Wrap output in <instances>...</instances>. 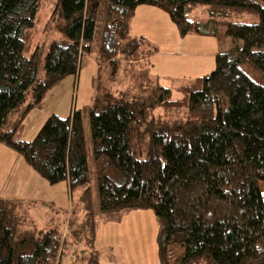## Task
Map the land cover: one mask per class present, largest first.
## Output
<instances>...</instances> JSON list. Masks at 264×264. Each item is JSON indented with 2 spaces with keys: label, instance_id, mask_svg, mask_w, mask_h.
<instances>
[{
  "label": "trees",
  "instance_id": "trees-1",
  "mask_svg": "<svg viewBox=\"0 0 264 264\" xmlns=\"http://www.w3.org/2000/svg\"><path fill=\"white\" fill-rule=\"evenodd\" d=\"M44 1L0 0V147L51 185L66 182L72 198L80 192L71 235L91 249L93 264L101 218L127 211L154 213L161 264H264V0H53L61 37L39 44ZM141 6L168 13L182 38L225 28L233 45L210 75L178 87V100L140 75L89 109L96 199L82 112L50 116L31 142L20 133L31 110L79 74L93 46L115 75L146 58L148 43L130 36ZM198 9L207 20H190ZM244 14L260 22L235 21ZM29 210L0 199V264H62L74 241L29 220ZM171 247L184 251L175 263Z\"/></svg>",
  "mask_w": 264,
  "mask_h": 264
},
{
  "label": "rangeland",
  "instance_id": "rangeland-1",
  "mask_svg": "<svg viewBox=\"0 0 264 264\" xmlns=\"http://www.w3.org/2000/svg\"><path fill=\"white\" fill-rule=\"evenodd\" d=\"M100 1L104 4L106 0ZM53 9L54 1L45 0L41 11L42 25H40L39 35L36 39L39 44H49L52 40L61 37L58 30L59 26L54 24L51 17ZM157 9L156 11H161L162 15H165L168 20L170 19L168 13ZM201 12L200 9L195 11L191 14L190 20H207V17ZM139 17L141 16L139 15ZM155 20L158 19L155 17ZM235 21L246 24L260 22L258 16L249 14H244ZM136 23L142 29L145 28L144 18H138ZM100 31L98 28L96 46ZM144 31L146 32L147 29L145 28ZM222 31L217 38L199 36L182 38L179 35L183 41L178 46L172 44L175 46L171 48L165 46L160 35L151 34L155 43L150 44L147 41L148 44L143 46V54L146 58L131 65H127L128 62H125V67H121L116 75L113 74L108 63H97L98 51L93 46L92 53L83 54L79 74L65 79L47 94L41 105L31 110L20 133L21 139L27 142L33 141L50 116L56 115L66 119L74 111L82 112L89 145L91 169L89 186L94 198L98 199L97 180L90 146L89 109L96 106L98 102H102V98L109 96V94L118 96L119 92L134 87L141 78H146L147 81L151 80L155 83L157 76L161 79L159 81L162 86L172 90L173 100L180 99L181 94L177 92L178 87L195 80L197 77L208 76L215 70V63H212L213 56L210 55L212 51L215 49L227 51L232 48V39L225 35V28H222ZM154 46L157 47V52L154 53L155 55H151V51L155 50ZM201 55H205L203 60L199 58ZM150 56L153 58L149 59ZM122 61L124 60L122 59ZM43 72L41 70V75ZM250 75L255 81L261 83L253 71H250ZM25 107L26 105L23 106V109ZM29 169L32 168L24 158L18 156L12 149L1 146L0 198L18 193L22 197L26 196L28 199L23 200L29 202L26 203L27 207L30 208L29 220L34 219L40 227H46L45 221L48 222V226L55 224L54 227H58V222L64 215V222L60 228L64 234L66 224L74 217L72 207L80 206V192H77L72 198L66 182L51 185L40 178L42 179L40 184V179L32 176ZM27 173L30 176L29 181H26L27 177H24ZM261 187L264 194V186ZM72 203L73 206H71ZM76 209L78 210V208ZM66 211L68 212L66 213ZM99 232L94 243V249L98 252V264H161L158 250L159 223L152 211H127L104 215L103 219L101 218ZM67 238L68 241L74 242L68 247L64 246L67 255H64L62 264H93V261L86 255L90 253L91 249L83 243L76 242L71 234H68ZM170 252V260L173 259L171 262L175 263L184 251L171 247Z\"/></svg>",
  "mask_w": 264,
  "mask_h": 264
},
{
  "label": "crops",
  "instance_id": "crops-1",
  "mask_svg": "<svg viewBox=\"0 0 264 264\" xmlns=\"http://www.w3.org/2000/svg\"><path fill=\"white\" fill-rule=\"evenodd\" d=\"M157 10H160V9H157ZM160 12L156 11V8H154V7H148V6L139 7L136 11L135 16L133 17V19L130 22V36L134 39L144 38L146 42L148 41V43L154 44L155 40H153V38L151 37V34L160 35L162 37V41H163V43H165L166 47L171 48L172 46H175V45L178 46V44H181L180 42H182L183 39L180 38L179 32L176 29L173 22L171 21V19L168 20V18L165 15H162V13H160ZM139 15L141 17H139ZM155 17L158 19L157 21L155 20ZM138 18H144L145 19V28L147 29L146 32L144 31L145 28L142 29V27L138 23H136V20ZM222 32L223 31L221 28L219 30V35ZM189 36H197V35H189ZM189 36H187L185 38H188ZM199 37H202V36H199ZM217 37H209V38H217ZM190 38H197V37H190ZM184 40H186V39H184ZM172 44H175V45H172ZM155 48H157V47H155ZM165 51H169V50H165ZM228 51L229 50L226 51V50H219V49H217V50L215 49V51H212L210 54L213 56L212 57V59H213L212 63L213 64L215 63V59H216L217 55L226 53ZM205 55H201V57H199V58H201L200 60H203L202 58H204ZM183 56H187V55H183ZM207 56H209V55L207 54ZM152 58L153 57H150L149 59H152ZM197 70H199V69H197ZM201 77H204V76H201ZM197 78H200V77H197ZM159 80L161 81L159 76H157V81L160 83ZM163 87H165V86H163ZM29 170H30V172H31L30 174H32V176L37 177L39 179L41 178L32 169H29ZM24 177H27L26 181H29V179H30L29 173H27ZM41 182H42V179H40V184H41ZM0 199L29 203L28 201L23 200V199H28V198L26 196L22 197L20 193L15 194V195H10V194L5 195V197L0 198ZM66 213H67V211H66ZM48 215L52 216L50 214H48ZM63 222H64V215H62V219H60V221L58 222L59 223L58 224L59 229L61 228V224ZM45 225H46L45 228H48V229L56 228V227H54L55 224H53L52 226L51 225L48 226L47 221H45ZM99 231H100V227L98 229L97 238H98L99 233H100ZM97 238H96V240H97Z\"/></svg>",
  "mask_w": 264,
  "mask_h": 264
},
{
  "label": "built area",
  "instance_id": "built-area-1",
  "mask_svg": "<svg viewBox=\"0 0 264 264\" xmlns=\"http://www.w3.org/2000/svg\"><path fill=\"white\" fill-rule=\"evenodd\" d=\"M66 228H65V231H64V234H62V239L63 241L67 238V235L68 234H71L70 231H71V227H70V223H67L66 224ZM59 263V262H58Z\"/></svg>",
  "mask_w": 264,
  "mask_h": 264
}]
</instances>
